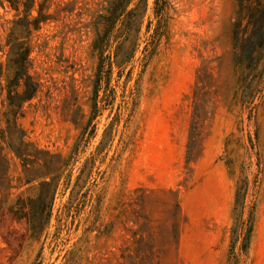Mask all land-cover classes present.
Segmentation results:
<instances>
[{
	"label": "rangeland",
	"instance_id": "1",
	"mask_svg": "<svg viewBox=\"0 0 264 264\" xmlns=\"http://www.w3.org/2000/svg\"><path fill=\"white\" fill-rule=\"evenodd\" d=\"M118 2L29 0L24 27L0 0V264H116L137 215L160 264H264V62L234 64L235 0H132L121 38Z\"/></svg>",
	"mask_w": 264,
	"mask_h": 264
},
{
	"label": "trees",
	"instance_id": "2",
	"mask_svg": "<svg viewBox=\"0 0 264 264\" xmlns=\"http://www.w3.org/2000/svg\"><path fill=\"white\" fill-rule=\"evenodd\" d=\"M5 1L9 5L10 9L19 13L18 17H20L22 13L24 14L22 19L18 18L17 23L20 21L18 24L25 27L26 25H23V22L21 21H28L26 16L33 10L31 6H27L28 8H26V3L29 0ZM142 1L145 3V0ZM131 2L132 0H119L118 2L119 14L117 15V19L123 20L125 18V22L127 23L125 26L126 28L123 30L124 33L119 35L120 38L129 34V26L132 25L131 17L133 16L134 10H127V7ZM235 2L236 11L232 25V49L234 64L238 68H251L253 70L256 66L264 62V0H235ZM40 12L41 8L39 7V9H37V18L28 22L30 24L35 23L36 25L37 23V25H39L40 21L44 20V18L40 15ZM112 38H116V36ZM123 41L124 40L118 42L116 45V51L123 46ZM130 58L131 55L128 53L125 56V59H122L121 62L126 63ZM107 59L109 60L110 56H108ZM114 59L115 62H113V64H116V66L120 65L117 64L118 57L116 53L114 55ZM23 60V63H19V66L17 60V67L15 68L17 72L16 83H19V80L23 81L24 90L29 93L28 95L25 94L24 100H28L33 96L31 93L36 90V86L30 81L28 71L25 70L26 58ZM109 65H112V63L109 62ZM253 74L254 71L252 72V75ZM197 85L198 84L196 83V87ZM26 89L28 90L26 91ZM191 100V118L189 122L188 142L185 152L186 166L194 163L202 152L203 138L201 135L204 122L208 114V105L205 103L204 99H202L200 94L193 92ZM135 191L142 193L140 197H136V200L138 199L139 203L135 204L138 205L143 202V198L146 196L144 195L145 192L142 188H137ZM238 200L239 196L236 194V204L238 203ZM137 213L139 214V212ZM137 216L141 218L143 222L137 223V231L132 233L129 245L120 250V255L115 262L116 264H160V256L157 246L153 240L150 222L146 217H142L141 215Z\"/></svg>",
	"mask_w": 264,
	"mask_h": 264
}]
</instances>
